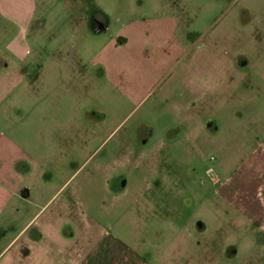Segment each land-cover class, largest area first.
I'll return each instance as SVG.
<instances>
[{
	"label": "rangeland",
	"instance_id": "1",
	"mask_svg": "<svg viewBox=\"0 0 264 264\" xmlns=\"http://www.w3.org/2000/svg\"><path fill=\"white\" fill-rule=\"evenodd\" d=\"M35 4L34 56L18 68L6 50L18 28L0 12V166L19 152L39 158L41 184L130 245L118 264L196 263L186 234L176 257L165 213L131 205L161 200L190 218L243 156L264 92V0ZM200 259L233 264L218 252Z\"/></svg>",
	"mask_w": 264,
	"mask_h": 264
},
{
	"label": "crops",
	"instance_id": "2",
	"mask_svg": "<svg viewBox=\"0 0 264 264\" xmlns=\"http://www.w3.org/2000/svg\"><path fill=\"white\" fill-rule=\"evenodd\" d=\"M35 7V0H0V12L18 28L17 37L6 45L15 57L16 68L34 56L28 33ZM2 49L0 46V61H7ZM259 70H264V63ZM259 78L264 83V75ZM263 94L254 122L244 131L243 156L218 175L208 203L203 201L201 208L198 205L192 217L184 219L181 206H175L174 216L167 213L168 206L161 200L145 204L135 200L131 205L135 210L145 208L147 214L156 208L166 214L175 228L176 257L183 256V246L177 242L186 234L198 244L197 261L192 264L208 263L201 262L203 251L207 255H226L233 264H264ZM7 141L19 150L17 143ZM40 167L39 158L24 152L0 166V238L6 239L0 252L2 264H118L130 245L118 233L106 230L103 219L79 212V204L70 196L58 195L62 188L56 192L41 184ZM11 225H16L15 234L8 238ZM162 228L166 227L160 226L161 232H169ZM210 242H220L219 249ZM162 256L166 257V252Z\"/></svg>",
	"mask_w": 264,
	"mask_h": 264
},
{
	"label": "flooded vegetation",
	"instance_id": "3",
	"mask_svg": "<svg viewBox=\"0 0 264 264\" xmlns=\"http://www.w3.org/2000/svg\"><path fill=\"white\" fill-rule=\"evenodd\" d=\"M262 26L264 27L263 24L261 25V27H262ZM95 28H96L97 30H98V29L101 30V26H99V25H97Z\"/></svg>",
	"mask_w": 264,
	"mask_h": 264
}]
</instances>
